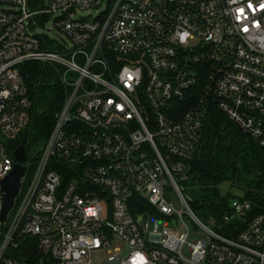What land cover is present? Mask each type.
Wrapping results in <instances>:
<instances>
[{
  "label": "built area",
  "instance_id": "built-area-1",
  "mask_svg": "<svg viewBox=\"0 0 264 264\" xmlns=\"http://www.w3.org/2000/svg\"><path fill=\"white\" fill-rule=\"evenodd\" d=\"M32 62L64 98L26 146L0 264H264V190L229 199L213 228L184 192L214 109L264 151V0H0V212Z\"/></svg>",
  "mask_w": 264,
  "mask_h": 264
},
{
  "label": "trees",
  "instance_id": "trees-1",
  "mask_svg": "<svg viewBox=\"0 0 264 264\" xmlns=\"http://www.w3.org/2000/svg\"><path fill=\"white\" fill-rule=\"evenodd\" d=\"M29 67L30 94L35 105L27 150L32 141L43 142L48 137L64 98L63 88L49 66L32 62ZM21 141L19 138L13 143L12 152ZM226 181L245 187V197L264 190V151L250 135L216 108L204 124L193 162L191 183L199 187L194 192V208L221 215L232 196L223 195L220 191L219 186Z\"/></svg>",
  "mask_w": 264,
  "mask_h": 264
},
{
  "label": "rangeland",
  "instance_id": "rangeland-1",
  "mask_svg": "<svg viewBox=\"0 0 264 264\" xmlns=\"http://www.w3.org/2000/svg\"><path fill=\"white\" fill-rule=\"evenodd\" d=\"M90 14L95 15L96 11L78 10L75 16H78V15L88 16ZM40 30L43 31V33L47 34L50 38H54V39H57L59 41H66L67 43L70 42V39L67 36V34L65 32L61 31L60 29L56 28L53 25V23L48 22L45 25V27L41 28ZM38 143H40V142L33 141V143L28 148V154L29 155L36 154L35 152L38 151L39 147L41 146V144H38ZM184 188H185L184 192H185L186 196L189 198L192 209L195 212V214L197 215V217L200 219L201 222H203L205 225H207V227L213 228L214 227L213 219L211 218L212 213H210L209 211L203 210V209L201 210V209L194 208V206L192 204V201L195 197L194 192L199 189L198 185L194 186L191 183V181H189L188 183H186L184 185ZM219 188H220V191L223 195L231 194L232 196L229 197V199H231V200H233V199L235 200L237 198H244L246 195L245 187L240 186L238 184L234 185L230 181H226V182L222 183L219 186ZM203 213L206 216H204ZM191 223H193V221ZM191 223L189 222L190 225H191ZM167 225L169 226L170 230L173 232H182L185 230V228L182 227L180 224L177 225L171 221L168 222ZM197 229H198V232H200L201 234H205L202 229H200L198 227H197ZM105 256H106L105 251L103 253L97 254L96 256H94V263L93 264H97L100 261V259L102 257H105Z\"/></svg>",
  "mask_w": 264,
  "mask_h": 264
},
{
  "label": "water",
  "instance_id": "water-1",
  "mask_svg": "<svg viewBox=\"0 0 264 264\" xmlns=\"http://www.w3.org/2000/svg\"><path fill=\"white\" fill-rule=\"evenodd\" d=\"M26 134H24L21 144L15 151L14 159L16 165L14 170L2 180L3 205L0 212L2 221L6 219L7 213L14 203V199L21 187V178L25 173V166L22 164L26 160Z\"/></svg>",
  "mask_w": 264,
  "mask_h": 264
}]
</instances>
